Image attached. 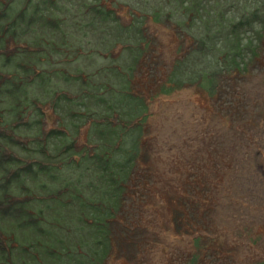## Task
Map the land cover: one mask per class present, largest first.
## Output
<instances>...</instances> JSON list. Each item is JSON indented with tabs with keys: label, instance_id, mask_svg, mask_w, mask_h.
I'll list each match as a JSON object with an SVG mask.
<instances>
[{
	"label": "rangeland",
	"instance_id": "obj_1",
	"mask_svg": "<svg viewBox=\"0 0 264 264\" xmlns=\"http://www.w3.org/2000/svg\"><path fill=\"white\" fill-rule=\"evenodd\" d=\"M9 1L0 0V33L27 0ZM48 1L40 0L39 6L55 11L50 16L55 17L58 24L52 26L47 18L38 16L31 32L26 31L27 24L22 23L20 30L26 32L18 31L21 35L16 34V40L11 35L13 30L5 32L0 40L3 54L0 71L5 73V69L11 71L23 64L24 52L9 63L4 54L13 51L16 45L19 49L37 47V39L51 31L56 35L54 45L70 48L68 52L59 53L45 49L46 55L42 56L46 60L38 64L45 75L37 74L41 76L29 87L26 82L16 88L8 87L11 80L6 74L9 73L0 77V154H7L4 150L9 147L25 158L31 154V157H43L47 161L53 153L63 149L58 158L63 166L48 167L43 173L46 176L54 173L53 182L47 177L44 180L49 191L54 190L52 194L46 192V196L54 195L56 199L49 200L48 209L35 211L48 218H51L50 210L53 211L63 219L69 232L55 225L48 226L43 233L34 229L22 231L25 239L22 235L19 238L25 245L31 242L30 254L21 246L15 250L6 232L0 230L6 235L0 236V264H27V260L30 261L28 264H264V187H259L264 186V170L258 175L253 172L259 167L264 169V142L259 146L257 140L245 146L241 144L251 132L258 134L259 130H264V21L242 28L241 41L252 47H246L239 69L222 68L224 59L219 57L209 68V59L202 61L206 66L198 70L197 57L201 54L190 51L193 41L188 26H183V16L172 19L162 14L143 17L135 10L140 9L135 0H55V7L53 3V7L49 6ZM36 4L35 0L30 2L29 12L35 11ZM87 6L92 11L87 10ZM104 13L115 14L124 32L133 35L134 45L115 44L121 28ZM63 32L68 43L60 42ZM194 44L196 49L198 43ZM253 53L256 54L252 56ZM15 72L19 74V71ZM20 74L23 76V70ZM188 89L192 90L190 95L200 93L199 100L196 99L199 107L208 112L210 124L218 118L225 136L213 142V137L208 134L211 132L201 130L193 139H186L187 143L196 142L191 143V150L201 143L209 146L202 152L207 171L197 162L198 149L190 150L191 154L183 151L174 157L180 162V171L175 174L179 182L173 185L174 160L170 153L165 151L161 156L155 148L172 120L168 98L174 92ZM28 91L37 94L32 114L24 108V97H18ZM56 101L59 107L54 104L58 107L54 112L60 117L74 113L77 121L66 123L64 120L68 133L60 132L64 128H57L59 135H50L55 131L51 127L56 122L63 124L60 118L54 119L56 115L52 108L44 104ZM35 112L43 113L47 119L44 130L41 128L43 132L38 129L32 134L29 129ZM107 117L112 121L107 126L87 120L98 118L101 122ZM152 118L159 123L154 125ZM27 135L41 139L50 135L46 151L35 154V145L40 142L30 141ZM174 141L178 142L177 139ZM229 145H232L230 150ZM222 152L226 158L237 159L235 165L229 166L233 170L219 164L218 157ZM107 153L106 169L104 163L99 167L91 158L104 157ZM16 162L20 163L16 158L11 162L0 160V228L14 227L12 222L9 223L13 215H6L4 208L19 206L23 200L12 195L30 197L37 191L26 181L30 190L22 188L23 185L11 190L13 182L6 180L9 178L2 168L5 165L9 172ZM251 166L252 174L249 172ZM37 170V163L33 170L28 166L24 168L29 173ZM64 170L65 175H60ZM235 171L245 172L244 184L256 202L247 201L248 196L244 194L242 202L247 203L245 209L248 212L244 211L242 216L233 214L225 231L236 243L239 240L250 243L255 248L250 252L242 251L241 244L237 246L233 241L229 244L217 230L215 221V218L219 219L215 212L217 201L243 197L240 189L235 193L224 185L235 179ZM16 174L17 171L10 178L14 180ZM216 181L219 195L211 186ZM241 187L244 186H237V189ZM24 192L30 195H23ZM82 196L90 202L82 201ZM39 204L33 201L34 208ZM226 218L225 215L221 220L225 222ZM64 231L67 233L62 246L58 237ZM160 232L166 235L162 236ZM68 247L70 252H65ZM79 250L84 254L78 256ZM116 259L121 261H114Z\"/></svg>",
	"mask_w": 264,
	"mask_h": 264
},
{
	"label": "trees",
	"instance_id": "obj_2",
	"mask_svg": "<svg viewBox=\"0 0 264 264\" xmlns=\"http://www.w3.org/2000/svg\"><path fill=\"white\" fill-rule=\"evenodd\" d=\"M135 2L139 4V10L152 13L153 16L162 14L168 19H172L174 16H183V26H188L193 41L190 51L195 55L201 54L202 57H197L198 70H202L206 66L202 61L209 59V68L212 66L211 63L219 57L224 59L222 68L226 70L239 69L248 46L241 41L242 28L253 27L258 21H264V0H135ZM49 3V6H52L54 1ZM41 9L38 7L36 11ZM89 9L92 8L87 6V10ZM45 10L49 14L52 13L51 9L46 8ZM104 16L119 25L115 14L104 13ZM33 26L35 27L34 24ZM119 27L121 28L119 29L120 34L116 35L118 38L115 41H135L132 34L130 36L129 33L124 32L125 29L122 25ZM195 42L198 43L196 49H194ZM254 54L256 53H253L252 56ZM204 55L209 58L205 59ZM184 62L187 63L186 60ZM178 63L181 65L179 60Z\"/></svg>",
	"mask_w": 264,
	"mask_h": 264
},
{
	"label": "bare ground",
	"instance_id": "obj_3",
	"mask_svg": "<svg viewBox=\"0 0 264 264\" xmlns=\"http://www.w3.org/2000/svg\"><path fill=\"white\" fill-rule=\"evenodd\" d=\"M192 90L188 89L186 91H182V92H174L173 94H171V96L168 98L169 102V111H170V125L167 128L166 134L165 136L163 135L161 138V141L159 142V145L156 146V150L158 151V153L162 156V154L166 151L167 153H170L171 155V159L174 160V157L180 155L181 153H183V151H190L191 150V143H193V140L190 143L186 142V139L190 138L193 139L194 135L201 131V130H209L211 132L208 133L209 136L213 137V142H216L219 139H222L225 136V131L224 128L220 127L219 120L218 118L215 119L214 124H210L208 122L209 118L207 117L208 112H204L201 109V106L199 107L198 101L196 99L199 100L200 98V93L197 94H192ZM260 94V93H259ZM192 96V97H191ZM192 98L191 100H189V98ZM197 101V102H196ZM193 102H196V104H194ZM156 106V105H155ZM202 113L199 114V112ZM210 117V115H209ZM154 121V122H153ZM152 122L154 125H156V123H159L155 118H152ZM215 132H217L215 134ZM236 133V132H235ZM253 132H251V134H249L250 136H246V142H239L241 144H243L244 146L247 145L248 143L252 142V141H256L257 140V145L259 146L260 142H264L263 140V135H264V130H259L258 134H255ZM235 135V134H233ZM207 136V135H206ZM204 136V137H206ZM177 139L178 142L173 140ZM171 141V145H169V142ZM196 142H194L193 144H195ZM199 146V147H198ZM209 148L208 145H205L203 143L199 144L196 146L195 150H191L192 152H195L197 149L199 150L200 154H197V162H199L201 164V168H203L204 170L207 171L206 169V160H203L204 158L202 157V152H204V150H207ZM228 150H230L229 148H232V145L227 146ZM191 151L189 152L191 154ZM186 153V152H185ZM230 155V153H229ZM230 157V156H229ZM169 156L167 155L166 159H168ZM253 159V156H252ZM218 161L219 164H221V167L223 166H227L229 169L233 170L232 168H230V164L235 165V162L237 161V159L235 160V158H226L223 156V152L219 154L218 157ZM173 162V165L175 164L176 167L172 168L171 174L173 176H171V179L173 180V185L176 184L177 182H179L178 179H175L176 175L178 173V171H180L178 169L179 164V160L176 158ZM238 164V163H237ZM230 166V167H229ZM225 168V167H224ZM263 170L261 167L258 168V170L253 171V167L251 166L249 169V172H251V174L254 172V174H260L263 173ZM240 171V169H239ZM239 171H235V179L231 180V184H227L224 183L225 188H228L227 190H233L235 193H238L236 190L239 191V189L242 191H239L240 193L243 194V197L241 195V197L239 199H228L226 201H217V203L215 204V212L216 214L218 213V217L219 219L215 218L216 221V225L219 227L217 230L222 233V235H224L223 237L227 240V242L230 244L232 241L238 246L239 244L240 247L242 248V251L244 252H250L252 251V245L250 243H246L242 242L243 240H239L237 243L234 240V238L232 237L231 234H229V232H226L225 229H227L226 227H228L231 223V216L233 217V214H239L240 216H242V213L244 211H246L247 209H245V205L247 203L242 202V198H244V194H246L247 197V201L252 200V196L250 194H248V192H251L250 190L248 191V189H246V185L244 183H246L244 181V177L246 176L245 172H239ZM248 171V170H247ZM253 171V172H252ZM170 174V175H171ZM241 183V184H240ZM235 184V185H234ZM212 189H214V192L216 193V195H219V185L217 183V181L215 183H213L212 185ZM237 186H244L241 188L237 189ZM257 186V185H256ZM261 188H263L264 186H259ZM232 188V189H230ZM264 189V188H263ZM254 193V192H253ZM239 197V194H238ZM255 201V199H253ZM250 201V202H253ZM165 202V200H164ZM256 202V201H255ZM254 205H252L251 207H253ZM250 207V208H251ZM214 212V211H213ZM248 212V210L246 211V213ZM226 215V219L225 222L223 220H221V218L223 219L224 216ZM233 220V219H232ZM228 230V229H227ZM151 232L153 231V228H151L150 230ZM154 233V232H153ZM162 236H165L166 233H159ZM169 239V238H168ZM183 244V242H182ZM185 244V243H184ZM183 244V245H184ZM162 255H164L162 253ZM114 261H121V260H114Z\"/></svg>",
	"mask_w": 264,
	"mask_h": 264
}]
</instances>
